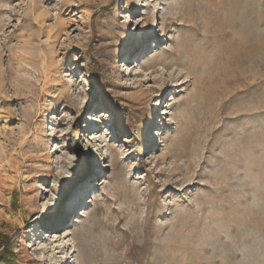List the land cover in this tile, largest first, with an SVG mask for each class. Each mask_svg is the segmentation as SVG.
<instances>
[{"label":"rangeland","instance_id":"1","mask_svg":"<svg viewBox=\"0 0 264 264\" xmlns=\"http://www.w3.org/2000/svg\"><path fill=\"white\" fill-rule=\"evenodd\" d=\"M61 256L264 264V0H0V264Z\"/></svg>","mask_w":264,"mask_h":264},{"label":"bare ground","instance_id":"2","mask_svg":"<svg viewBox=\"0 0 264 264\" xmlns=\"http://www.w3.org/2000/svg\"><path fill=\"white\" fill-rule=\"evenodd\" d=\"M125 258V257H124ZM111 260V259H110ZM66 262H68V258H67V256H61L60 257V260L59 261H55V259H54V257H52V259H51V263L50 264H62V263H65L66 264ZM121 262V261H120Z\"/></svg>","mask_w":264,"mask_h":264}]
</instances>
